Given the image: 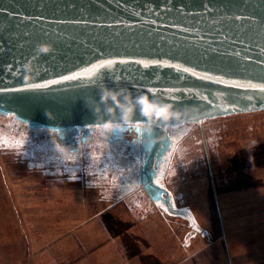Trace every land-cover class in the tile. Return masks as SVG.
Masks as SVG:
<instances>
[{"label": "water", "instance_id": "water-1", "mask_svg": "<svg viewBox=\"0 0 264 264\" xmlns=\"http://www.w3.org/2000/svg\"><path fill=\"white\" fill-rule=\"evenodd\" d=\"M109 89L132 107L127 124ZM260 111L264 0H0V116L60 138L143 127L154 202L171 207L155 182L168 129Z\"/></svg>", "mask_w": 264, "mask_h": 264}, {"label": "rangeland", "instance_id": "rangeland-1", "mask_svg": "<svg viewBox=\"0 0 264 264\" xmlns=\"http://www.w3.org/2000/svg\"><path fill=\"white\" fill-rule=\"evenodd\" d=\"M172 133L160 181L182 214L158 204L141 209L106 180L113 172L84 170L80 179L58 180L0 151V264H20L22 244L25 264H89L81 251L95 248L94 264L264 260V112L219 116ZM23 218L27 236L18 228Z\"/></svg>", "mask_w": 264, "mask_h": 264}, {"label": "flooded vegetation", "instance_id": "flooded-vegetation-1", "mask_svg": "<svg viewBox=\"0 0 264 264\" xmlns=\"http://www.w3.org/2000/svg\"><path fill=\"white\" fill-rule=\"evenodd\" d=\"M0 121L7 124L11 130L26 135L31 147L24 148L19 152L12 151V153L20 160H27L30 168H34L31 165L32 160H50L51 166L46 167L45 165L38 169L42 174L52 176V178L58 180H60L59 177L70 179L73 178L72 176H77L79 178L81 171L84 175V170L94 171L97 174L110 171L114 173L113 178H109L111 185L122 191L123 195H131L133 200L135 197L136 203L141 202V209L145 206L149 210L153 205L158 204L165 207L172 214L183 213L175 209L171 191L160 181V178L164 177L161 165H163L167 153L156 166L155 182L168 191L171 207L161 201H152L140 184L139 168L146 153L141 145L142 134L144 133L143 127L131 125L97 127L85 132L80 130L68 137L60 138L46 130L30 129L8 116H0ZM175 129H168L171 143L167 152L173 143L172 132ZM86 174L87 176L90 175ZM103 179L105 180V178ZM93 182L87 181V184L90 185ZM100 184L104 186L106 182L95 181L93 185L100 186ZM142 202H145V205Z\"/></svg>", "mask_w": 264, "mask_h": 264}, {"label": "trees", "instance_id": "trees-1", "mask_svg": "<svg viewBox=\"0 0 264 264\" xmlns=\"http://www.w3.org/2000/svg\"><path fill=\"white\" fill-rule=\"evenodd\" d=\"M29 147H31V144L26 139V135L24 133H19V132L13 131L10 128H8L7 124H4L3 122L0 121V151L9 149L11 151L19 152V151L23 150L24 148H29ZM16 158L19 159L18 157H16ZM31 165H33L34 168L40 167V169H41L45 165H46V167L51 166V163H50V160H46V159H44L43 161L32 160ZM38 171H40V170H38ZM46 176H48V175H46ZM50 177H52V176H50ZM72 177L80 179V177L78 178L77 176H72ZM106 177H108L107 174H106L105 178ZM73 178H70V179H73ZM106 180L108 181L109 178H106Z\"/></svg>", "mask_w": 264, "mask_h": 264}, {"label": "clouds", "instance_id": "clouds-1", "mask_svg": "<svg viewBox=\"0 0 264 264\" xmlns=\"http://www.w3.org/2000/svg\"><path fill=\"white\" fill-rule=\"evenodd\" d=\"M101 100H109L111 101L113 104L116 105L117 109L121 112V116H122V120L125 124H127L129 122V114L132 113L133 109L132 107H125L122 103H120V99L117 93H114L112 90H107L105 91L102 96H101ZM140 103H145V100H141ZM163 110V111H161ZM167 109L164 107L159 108L158 110L155 111V116H157L156 114L159 112L160 115L157 117H165V113H166ZM144 115L145 116H149L150 113L148 111H144ZM118 130H130V129H118Z\"/></svg>", "mask_w": 264, "mask_h": 264}, {"label": "crops", "instance_id": "crops-1", "mask_svg": "<svg viewBox=\"0 0 264 264\" xmlns=\"http://www.w3.org/2000/svg\"><path fill=\"white\" fill-rule=\"evenodd\" d=\"M21 218V217H20ZM22 220H25V218H23V219H20V221H19V226H18V228H19V230L20 231H22L23 232V234L25 235V236H27V229H28V227H26V226H23V223H22ZM23 247H25V248H23ZM22 248H23V256L21 257V258H19V263L20 264H25V262H24V260H23V258H24V256H25V260H26V245L25 244H22ZM100 248V247H99ZM96 249V248H95ZM95 249H93V251L95 250ZM45 250H47V248H45L43 251H39V255H43L44 253H45ZM81 250H83V249H81ZM80 250V251H81ZM93 251L92 252H89V250H87L86 249V251H81V255H83V259H85L89 264H94L95 262H94V259H93ZM96 252V251H95ZM38 253V252H37ZM48 253H49V251H48ZM104 256V255H103ZM263 256H264V254H263ZM52 262H53V260H52ZM49 263L51 264V262L49 261ZM101 263H103V262H101ZM227 263H229V264H231V262L229 261V262H227ZM264 264V260H260V261H258L257 262V264ZM104 264H105V258H104ZM246 264H254V262H249V263H246Z\"/></svg>", "mask_w": 264, "mask_h": 264}, {"label": "snow or ice", "instance_id": "snow-or-ice-1", "mask_svg": "<svg viewBox=\"0 0 264 264\" xmlns=\"http://www.w3.org/2000/svg\"><path fill=\"white\" fill-rule=\"evenodd\" d=\"M45 51H47V50L45 49ZM185 71H186V69H185ZM105 127H107V125H105Z\"/></svg>", "mask_w": 264, "mask_h": 264}]
</instances>
